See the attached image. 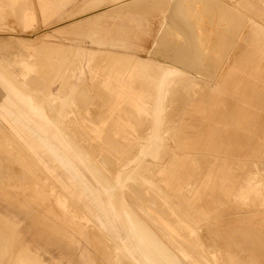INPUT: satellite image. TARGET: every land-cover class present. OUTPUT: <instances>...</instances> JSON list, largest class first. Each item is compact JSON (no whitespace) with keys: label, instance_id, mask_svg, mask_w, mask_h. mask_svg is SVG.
<instances>
[{"label":"rangeland","instance_id":"374dc122","mask_svg":"<svg viewBox=\"0 0 264 264\" xmlns=\"http://www.w3.org/2000/svg\"><path fill=\"white\" fill-rule=\"evenodd\" d=\"M227 1L169 3L181 26L161 9L104 14L107 0H0V75L26 96L28 110L45 116L55 132L42 134L1 95L0 156H12L0 157V214L15 224L9 264L24 247L36 253L41 264H134L106 223L104 205L81 194L92 193L83 182L97 184L81 156L100 169L103 187L111 183L115 195H122L162 240L173 244L174 255L157 264H226L208 245L205 224L167 184L165 164L173 150L181 153L175 149L178 136L188 133L191 122H202L201 115L187 111L205 100L230 52L247 64L264 61V29H254L249 18L232 7L244 1ZM247 5L246 11L264 22V0H248ZM180 8L186 14L181 20ZM97 36L121 38L127 48L118 41H113L115 46L99 44ZM135 57L179 60L198 81L172 85L162 129L170 133L158 140L157 157L147 151L151 113L139 111L121 86ZM139 67L150 72L151 65ZM134 84L149 87L143 80ZM146 103L151 105L152 99L147 97ZM258 104L262 109L255 123L262 132L264 100ZM217 110L212 120L218 119ZM237 136L245 141L250 135L239 129ZM247 168L238 166L236 175L242 177ZM30 195L43 197L66 222ZM244 211L228 207L222 217L235 220V213ZM168 226L175 231L159 230Z\"/></svg>","mask_w":264,"mask_h":264},{"label":"crops","instance_id":"0c3cea01","mask_svg":"<svg viewBox=\"0 0 264 264\" xmlns=\"http://www.w3.org/2000/svg\"><path fill=\"white\" fill-rule=\"evenodd\" d=\"M175 1L107 0V9L102 13L124 14L130 9L135 13H144L146 9L153 8L161 9L163 15L167 13L170 19L175 20V8L173 13L168 10L169 3L175 4ZM223 1L229 4V1ZM177 13L180 20L186 15L182 8ZM118 29L121 30L122 26ZM96 41L107 46H115L113 41H118L125 47L124 40L117 37L106 39L97 36ZM232 53L231 51L226 58L224 68H220L221 74L213 78L208 93L204 96L205 100L187 111L190 115H201L202 122L199 125L191 122L188 133L178 136L175 149L181 153L173 150L168 158L165 164L166 181L178 194L179 200L188 204L191 214L205 224L208 245L216 248L226 264H264V131L261 132V126L255 123V118L262 109L258 103L264 100V61L247 64L236 55L231 57ZM91 55L93 53H89L88 61L91 60ZM140 63L144 66L146 63L167 66L174 71L183 72L184 75L159 81L152 72L141 69ZM186 66L175 59L160 62L152 58L135 57L123 74L121 86L131 96V102L139 111L146 110L152 115L149 135L152 136V141L147 146V151L154 157L158 155L155 151L158 140L164 139L170 133L168 129H162L166 122L164 102L172 85L181 80L197 81V78L189 74ZM137 80L147 81L149 87L137 88L134 84ZM0 86L10 89V84L1 75ZM14 90L18 96L15 94L11 100L31 124L42 134L54 135L48 119L38 115L31 107L28 110L30 101ZM166 90L168 94H164ZM147 97L152 99L151 105L146 103ZM4 101L12 104L8 100ZM155 101L158 103L157 108L154 107ZM216 109L219 111L218 119L212 120ZM239 129H244L250 135L247 140L237 136ZM254 135L257 138H253ZM90 160L81 156V164L90 171L97 184L94 186L83 182L85 189H89L93 195L85 191L81 194H90L97 205H104V214L108 215L106 223L110 225L115 237L122 240L128 258L134 264H157L163 261L162 257L173 256V244L157 236L154 228L138 217L122 195H115L111 183L110 189L101 185L103 174ZM243 165L250 168L239 178L236 175L237 169ZM136 178L137 176H133L132 180ZM104 179L106 180L105 177ZM34 197L37 204L39 199L42 200L40 202L46 201L43 197ZM228 207L235 210L245 207V211L235 213V220H229L222 217ZM156 220L159 221L158 218ZM162 229L159 228L162 232L175 231L172 226Z\"/></svg>","mask_w":264,"mask_h":264},{"label":"bare ground","instance_id":"6f19581e","mask_svg":"<svg viewBox=\"0 0 264 264\" xmlns=\"http://www.w3.org/2000/svg\"><path fill=\"white\" fill-rule=\"evenodd\" d=\"M244 1L243 4H241L239 6V4L235 5L232 4V7L234 9H236L237 11L243 13L246 17L249 18V20L251 21V23L253 24V26L257 29H264V22L261 19H256L255 17H253L248 11L247 9V4L248 1L246 0H242ZM126 2V1H125ZM122 3V2H121ZM120 4V3H119ZM153 4V3H152ZM234 5V6H233ZM242 5H244V8L241 7ZM114 7V6H113ZM246 7V8H245ZM112 8V7H111ZM124 10V9H123ZM109 13V12H108ZM118 13V12H117ZM185 14V13H184ZM181 18V17H180ZM259 18V17H258ZM116 39V38H115ZM120 39V38H119ZM111 42V41H110ZM109 42V43H110ZM123 42V41H122ZM13 45V44H12ZM59 47V46H58ZM80 55V52L79 54ZM175 63V62H174ZM181 63V62H180ZM141 64V63H140ZM149 64V63H148ZM176 64V63H175ZM182 64V63H181ZM142 65V64H141ZM150 72L153 73V75H155L156 79L161 81V80H168L169 78H173L176 77L178 75H184L183 72H178V71H174L172 69H170L167 66H161L158 64H150ZM14 73V72H13ZM34 77V76H33ZM31 80V79H30ZM3 82V81H2ZM40 82V81H39ZM28 83V82H27ZM36 83V82H35ZM40 85V84H39ZM2 86V85H1ZM0 86V95H2V97L4 98H8V101L10 102V100L15 96V94L18 96V94L16 93V91L14 90L13 87H9L10 89H6L5 87H1ZM37 88V87H36ZM156 90L158 92V87H156ZM161 90V87H160ZM164 94H168V91L166 90V92H164ZM157 96L156 95V99L157 100ZM2 98V99H3ZM4 98V99H5ZM3 99V100H4ZM21 99V98H20ZM23 99V98H22ZM7 100V99H5ZM12 105H13V101L11 100ZM16 103V102H15ZM27 104V103H26ZM158 103L157 101H155V108H157ZM155 111V109H154ZM30 112V111H29ZM2 125V124H1ZM54 128V127H53ZM48 139V138H47ZM49 140V139H48ZM2 142V141H1ZM3 143V142H2ZM1 143V144H2ZM59 143V141H58ZM12 144V142H11ZM62 144V143H61ZM6 145V144H5ZM54 145V144H53ZM63 145V144H62ZM55 146V145H54ZM149 146V145H148ZM5 147V146H4ZM67 148V147H63ZM20 149V148H19ZM11 150V149H10ZM67 151V150H66ZM154 151V150H153ZM69 152V151H68ZM6 157L7 155H3L1 154L0 157ZM10 156H7V158H9ZM12 157V156H11ZM10 157V158H11ZM15 158V157H14ZM12 158V159H14ZM5 159V158H4ZM75 160V158H74ZM74 164V163H73ZM170 166V165H169ZM187 167V166H186ZM24 170V169H23ZM23 174V173H22ZM99 185V184H98ZM106 189V188H105ZM110 189V188H109ZM106 195V194H105ZM30 198L35 201V197L34 195H30ZM42 198V197H40ZM43 200H45L44 198H42ZM38 200V199H37ZM42 201L41 199H39L37 202L39 204H41L42 207H44L50 214H52V216H55L59 219H61L63 222H66L65 217L62 216L61 213L57 212L56 210H54L50 205H48L45 202H40ZM156 202V201H155ZM156 204V203H155ZM48 208V209H47ZM164 208V207H163ZM162 208V209H163ZM161 211V210H160ZM165 215V214H164ZM139 217V215H138ZM143 220V219H142ZM157 221V220H156ZM149 227V226H148ZM14 230H15V224L9 220L6 219V217H3L2 214H0V264H9V260L11 258V253H12V246L14 244ZM120 230V229H119ZM123 230V229H122ZM163 230V229H162ZM164 232V231H163ZM187 233V232H186ZM165 235L168 236V234L165 233ZM124 236V235H123ZM158 236V234H157ZM123 238V237H122ZM169 238V237H168ZM160 239V238H159ZM162 241V240H161ZM164 244V243H163ZM165 245V244H164ZM207 245V244H205ZM166 246V245H165ZM169 249V248H168ZM15 251V250H14ZM16 252V251H15ZM14 253V252H13ZM140 257V256H139ZM181 257V256H180ZM143 261V260H142ZM14 264H41L40 262V258L38 257V255L34 252H32V250H29L28 247H24L22 249H19L16 253L15 259H14Z\"/></svg>","mask_w":264,"mask_h":264}]
</instances>
